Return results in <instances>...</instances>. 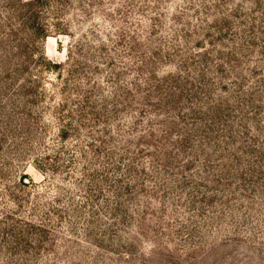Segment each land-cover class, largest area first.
Segmentation results:
<instances>
[{"label":"rangeland","instance_id":"1","mask_svg":"<svg viewBox=\"0 0 264 264\" xmlns=\"http://www.w3.org/2000/svg\"><path fill=\"white\" fill-rule=\"evenodd\" d=\"M0 264H264V0H0Z\"/></svg>","mask_w":264,"mask_h":264}]
</instances>
